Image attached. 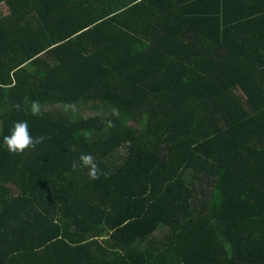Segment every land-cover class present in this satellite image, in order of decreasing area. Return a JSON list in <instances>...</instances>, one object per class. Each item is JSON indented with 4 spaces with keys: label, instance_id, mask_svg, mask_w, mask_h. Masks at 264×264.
<instances>
[{
    "label": "trees",
    "instance_id": "16d2710c",
    "mask_svg": "<svg viewBox=\"0 0 264 264\" xmlns=\"http://www.w3.org/2000/svg\"><path fill=\"white\" fill-rule=\"evenodd\" d=\"M4 3L0 264H264V0Z\"/></svg>",
    "mask_w": 264,
    "mask_h": 264
},
{
    "label": "clouds",
    "instance_id": "9594fccd",
    "mask_svg": "<svg viewBox=\"0 0 264 264\" xmlns=\"http://www.w3.org/2000/svg\"><path fill=\"white\" fill-rule=\"evenodd\" d=\"M23 103L29 105L28 111L32 116H39L42 114V107L38 100H30L29 97H25ZM17 108L20 107L18 104ZM69 108L74 109L75 105L71 104ZM108 127H113L112 121L107 122ZM46 137L44 135L33 138L30 134L27 121L14 122L10 129V134L3 137V145L5 149L12 154H21L26 149L34 148L37 144L42 143ZM72 168L75 169H87V175L89 179L96 180L100 178V175H104L105 178L109 175L107 172L102 173L98 167L95 157L88 153H81L77 160L73 162Z\"/></svg>",
    "mask_w": 264,
    "mask_h": 264
},
{
    "label": "crops",
    "instance_id": "0c3cea01",
    "mask_svg": "<svg viewBox=\"0 0 264 264\" xmlns=\"http://www.w3.org/2000/svg\"><path fill=\"white\" fill-rule=\"evenodd\" d=\"M6 6H7L6 3L2 4V6H0V16H1L2 14H9V9H8V10L5 9ZM7 8H8V7H7Z\"/></svg>",
    "mask_w": 264,
    "mask_h": 264
},
{
    "label": "rangeland",
    "instance_id": "374dc122",
    "mask_svg": "<svg viewBox=\"0 0 264 264\" xmlns=\"http://www.w3.org/2000/svg\"><path fill=\"white\" fill-rule=\"evenodd\" d=\"M5 9L6 10H8V8H7V6L5 7ZM56 108H60V107H56ZM85 111H83L84 112V114L86 115V116H90V115H92L93 114V111H91V108L90 107H85Z\"/></svg>",
    "mask_w": 264,
    "mask_h": 264
}]
</instances>
